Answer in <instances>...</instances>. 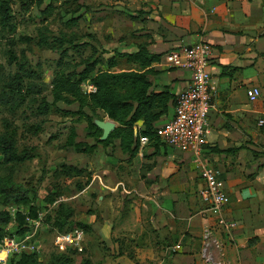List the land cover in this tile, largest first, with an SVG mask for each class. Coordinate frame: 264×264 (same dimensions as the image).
Masks as SVG:
<instances>
[{
  "label": "crops",
  "instance_id": "crops-1",
  "mask_svg": "<svg viewBox=\"0 0 264 264\" xmlns=\"http://www.w3.org/2000/svg\"><path fill=\"white\" fill-rule=\"evenodd\" d=\"M107 2L97 8L109 9L111 18L123 24L109 34L114 48L110 54L99 55L98 46L91 44L100 57L94 71L139 68L121 52H134L141 45L155 54L146 67L148 90L165 94L162 105L153 108L159 113L156 126L173 115L177 92L190 82V71L171 66L165 53L179 44L211 43L214 88L202 159L219 170L229 196L222 213L236 220L229 231H215L222 247L213 248L212 259L205 260L200 251L203 229L215 225L217 216L205 209L197 193L201 177L191 154L152 141L139 143L131 153L121 148L117 136L102 143L88 131L78 137L75 129L76 141L93 145L76 154L89 157L75 164L91 171L86 187L103 193L122 187L130 198L126 206L122 203L127 211L107 220V234L123 229L145 246L139 256L155 258L156 264H215L218 259L224 264H264V126L257 124L264 115V0ZM110 56L116 60L113 66L106 63ZM249 85L260 89L254 100L247 96ZM141 126L139 119L135 127ZM103 195L99 194L101 201L107 199Z\"/></svg>",
  "mask_w": 264,
  "mask_h": 264
},
{
  "label": "rangeland",
  "instance_id": "rangeland-1",
  "mask_svg": "<svg viewBox=\"0 0 264 264\" xmlns=\"http://www.w3.org/2000/svg\"><path fill=\"white\" fill-rule=\"evenodd\" d=\"M9 1V21L3 23L0 20V134H11L16 150L26 151L30 156L6 162L0 152V174L11 173L17 182L32 188V200L17 206L0 195V208L8 209L11 214L1 231L18 230L16 211L25 213L30 210L33 216H41V223L32 229L38 264H156L155 258L139 256L145 246L129 233H124L123 229L116 231L113 228L110 235L107 234V220L118 211H127L125 206L130 198L127 199L122 187L111 193L86 187L91 178L87 167V172L80 174L67 170L69 163L84 164V159L89 160L83 155L76 157L78 151L69 146L67 140L74 128L78 137L85 135L90 128L85 118L74 120L76 114L64 112L65 109H76L77 101L66 103L59 100L51 104L50 80L59 68L57 59L60 50L54 36L94 44L98 46L99 55H106L114 49L111 45L113 38L109 34L114 28L122 26L123 20L112 19L105 7L97 8L100 4L108 5L107 0ZM42 34L48 38L46 44L39 42ZM63 46H68V43ZM91 52L89 46L79 50L68 47L61 69H80L82 59ZM124 64L121 63L122 66ZM26 68L36 72V76H27L23 72ZM15 72L22 74L21 93L24 98L18 99L20 101L15 99L17 94L8 95L6 86ZM29 80L37 82L38 92L26 91ZM41 100L50 103L48 110L41 111ZM84 109L94 120L101 115L109 119L100 109L94 113L88 106ZM99 194H104L107 199L101 201ZM122 203H125L124 207ZM64 216H67L66 221L58 226L57 221ZM78 222L86 224L88 229ZM75 224L84 229L83 239L78 244L57 238V233L69 230Z\"/></svg>",
  "mask_w": 264,
  "mask_h": 264
},
{
  "label": "trees",
  "instance_id": "trees-1",
  "mask_svg": "<svg viewBox=\"0 0 264 264\" xmlns=\"http://www.w3.org/2000/svg\"><path fill=\"white\" fill-rule=\"evenodd\" d=\"M9 0L0 1V20L8 22L10 18V4ZM47 36L42 34L39 42L41 44L47 43ZM54 41H57L59 47V56L57 59L58 69L55 70L51 80V104L62 100L66 103L73 101L78 102L76 109H65L67 114H76L74 120H80L85 118L89 129L88 133L94 135L96 141L102 143H108L113 136H117L120 139V146L124 151H130L135 153L139 145V136L147 135L149 141L155 144L163 143L159 135L156 132L155 119L159 116L158 112L153 111V108L162 105L161 97L165 95L163 92L149 91L150 81L147 78V72L149 68H146L152 60L157 56L149 53L144 45L139 46V49L134 52H121L123 56H126L127 60L135 61L139 65V68L120 69V70H108L101 69L97 72L94 71L97 63L100 61L99 55H95L97 49L94 45H91L92 52L87 54L82 59V67L80 69L72 68L70 70H63L61 66L65 63V56L67 54L68 47L79 50L88 45V42H74L72 39L63 36H54ZM64 43H68V46H63ZM106 63L108 66L116 64L114 56L107 58ZM27 76L35 77L36 72L30 68L23 70ZM84 80H89L94 86V90L84 92L81 84ZM22 74L15 72L13 76L6 82L8 95L17 94V98L23 100L22 95ZM39 85L34 80H29L26 85V91L38 92ZM18 100V101H20ZM50 103L46 100H41L39 107L41 111L48 110ZM84 106H88L92 113L96 111V108H100L107 116L115 122V127L110 131L109 135L105 139L99 138L101 135V128H99L95 120L84 109ZM141 119L142 126L135 128L136 122ZM70 138L67 140L68 145H73L77 151L90 150L93 145L88 144L85 141L75 140V128L72 131ZM221 151V148H214ZM232 149V148H226ZM223 149V150H226ZM0 152L3 154V159L6 162L24 160L30 156L26 151L18 152L15 148V139L11 134H0ZM66 165V164H65ZM67 170L76 174L87 171L83 167H78L73 163L66 165ZM90 175V172L87 173ZM89 179V178H88ZM32 188L23 186L20 182H17L11 173L0 174V195L7 202H13L15 205L28 204L31 202ZM31 206V205H30ZM32 210L34 208L32 207ZM29 214L30 210L27 211ZM33 212V211H32ZM35 213V212H33ZM18 219V232L24 231L29 228L28 222L25 219V214L21 210L16 211ZM64 216L62 220H58V226H61L67 218ZM11 218L10 211L6 208H0V236L5 234L2 232V225L7 223ZM81 226L86 224L78 222ZM78 226V227H81ZM74 226H72L73 228ZM76 227V224H75ZM83 229V227H81ZM88 229V228H87ZM84 230V229H83ZM12 232V231H10ZM36 250L30 252H22L18 255L11 256L9 264H38L36 258ZM137 263V262H136ZM135 263V264H136Z\"/></svg>",
  "mask_w": 264,
  "mask_h": 264
},
{
  "label": "built area",
  "instance_id": "built-area-1",
  "mask_svg": "<svg viewBox=\"0 0 264 264\" xmlns=\"http://www.w3.org/2000/svg\"><path fill=\"white\" fill-rule=\"evenodd\" d=\"M211 49L210 42L198 40L179 44L165 53V58L171 66L190 71V82L177 92L173 115L156 126V132L163 142L189 152L199 168L201 184L197 188V193L206 203L205 209L217 216L215 225L203 229L200 251L207 261L213 257V248L222 247L223 242L215 235V231H229L236 225L234 218L222 213L229 196L224 180L219 176V170L202 159L204 135L209 123L208 112L214 88L209 70ZM81 87L84 92L95 89L90 81L82 82ZM246 93L250 100H254L259 95L260 89L257 85H249ZM257 124L264 126V115L257 119ZM138 139L140 144L149 141L147 135H140ZM24 214L29 228L20 232L14 230L0 236V264H9L11 256L15 254L36 250L32 229L41 223V216L35 217L28 212ZM57 234L60 240L78 244L83 239L84 231L76 226ZM215 264H224V261L218 259Z\"/></svg>",
  "mask_w": 264,
  "mask_h": 264
},
{
  "label": "water",
  "instance_id": "water-1",
  "mask_svg": "<svg viewBox=\"0 0 264 264\" xmlns=\"http://www.w3.org/2000/svg\"><path fill=\"white\" fill-rule=\"evenodd\" d=\"M96 125L101 128V139H105L110 131L115 127V122L112 119L96 118Z\"/></svg>",
  "mask_w": 264,
  "mask_h": 264
}]
</instances>
